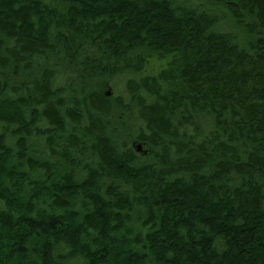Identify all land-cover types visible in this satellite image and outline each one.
I'll return each instance as SVG.
<instances>
[{"label": "trees", "instance_id": "obj_1", "mask_svg": "<svg viewBox=\"0 0 264 264\" xmlns=\"http://www.w3.org/2000/svg\"><path fill=\"white\" fill-rule=\"evenodd\" d=\"M0 264H264V0H0Z\"/></svg>", "mask_w": 264, "mask_h": 264}, {"label": "rangeland", "instance_id": "obj_2", "mask_svg": "<svg viewBox=\"0 0 264 264\" xmlns=\"http://www.w3.org/2000/svg\"><path fill=\"white\" fill-rule=\"evenodd\" d=\"M221 15L223 16L221 18L223 26L227 29V31L235 34L238 36L240 39L245 40V41H251L252 37L248 36L245 32L244 29H242V26L239 22H237L235 19H233L230 14H228L225 11H221ZM101 90L105 94H109L108 88L105 85H101ZM113 121L117 124V129L120 133H122L130 142L131 145L135 146V141L130 135L129 128L126 125L125 119L120 115L119 112L115 111L113 114ZM137 147V146H136ZM141 154L143 157L146 159L152 160L150 153L146 148L143 146L141 147Z\"/></svg>", "mask_w": 264, "mask_h": 264}, {"label": "water", "instance_id": "obj_3", "mask_svg": "<svg viewBox=\"0 0 264 264\" xmlns=\"http://www.w3.org/2000/svg\"><path fill=\"white\" fill-rule=\"evenodd\" d=\"M136 148H137V151H140V148H141V147H140V146H137Z\"/></svg>", "mask_w": 264, "mask_h": 264}]
</instances>
